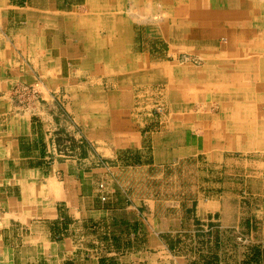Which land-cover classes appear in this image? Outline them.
Listing matches in <instances>:
<instances>
[{
	"label": "crops",
	"instance_id": "0c3cea01",
	"mask_svg": "<svg viewBox=\"0 0 264 264\" xmlns=\"http://www.w3.org/2000/svg\"><path fill=\"white\" fill-rule=\"evenodd\" d=\"M261 2L0 0V264H177L171 245L161 236L181 228L187 218L203 220L208 209L198 198L194 210L184 209L176 218L171 210L158 212L161 202H169L159 192L147 187L132 192L134 170L145 171L132 183L142 186L154 183L148 173L163 167L155 156L163 144L145 140L132 124L126 125L132 118L134 91L163 80L169 91L184 84V97L193 88L202 96L204 90H218L217 82H222L246 95L242 104L255 106L263 116ZM244 30L252 36L235 39L236 32ZM227 46L232 53L221 56ZM185 51L205 60L203 76L190 82L176 75L173 62ZM101 61L104 67L97 72ZM113 64L120 67L118 72L112 71ZM220 64L230 69L216 70ZM220 72H233L231 81L221 80ZM36 81L45 100L52 92L61 95L87 139L113 159L116 168L84 169L57 156L49 114L42 110L32 116L9 108L6 90ZM239 113L233 116L237 134L232 136L247 139L261 124L257 114L248 119L253 124H246L242 117L248 113ZM117 120L125 124L113 125ZM164 123L174 136L167 146L171 152H183V158L210 152L207 139L212 133L205 131L204 121L170 112ZM223 147L213 145L211 154L232 150ZM131 153L144 160H132ZM180 201L171 205L180 208ZM262 208L255 216L264 228ZM232 218V227L239 228V207Z\"/></svg>",
	"mask_w": 264,
	"mask_h": 264
},
{
	"label": "rangeland",
	"instance_id": "374dc122",
	"mask_svg": "<svg viewBox=\"0 0 264 264\" xmlns=\"http://www.w3.org/2000/svg\"><path fill=\"white\" fill-rule=\"evenodd\" d=\"M261 3L264 10V0ZM261 30L256 29V32L260 33ZM247 36H252V33L244 30L242 33L236 32L235 39ZM221 50L223 51L220 52L221 56H224L225 52L232 53V47L227 46ZM173 62L176 71H179L176 75L186 76L188 82L201 78L205 72V67H202L205 60L199 54L181 52ZM114 63L120 64V62ZM102 64V61L96 63L97 72L103 69ZM115 64L112 65V71L118 72L120 67ZM213 66L215 67V63ZM226 69H230L229 66L220 64L216 70ZM230 73L233 72H220V79L231 81ZM236 73L238 72H235V75ZM162 74L166 75V72ZM161 82L149 85L142 92V89L135 90V99L129 109L132 118L126 122V125L132 124L137 134L140 132L145 136V140L163 144L162 149H159L155 155L156 161L163 164V167L154 170L153 174L148 173L153 175L154 183L133 185L135 178L145 173L134 170L133 173L131 172L132 180H130L133 184L129 185H132L130 188L136 191L132 192L138 193L144 187L159 192L169 202L165 200L161 202L158 212L167 213V210H171L170 213L176 218L180 216L175 215H181L184 209L194 210L197 199H202L205 209H208L203 220H197L196 217H192L191 220L187 218L181 228H171L173 232L161 236L162 242L171 245L169 247L171 252L175 253L173 256L177 259V264H264V228L262 220H256L255 216V211H260L264 206V136L260 133L263 130L261 128L264 114L262 116L259 112H255V106L252 108V105L242 104L248 100L247 96L236 93L237 89L229 88L222 82H217L220 86L216 91L204 90V94L199 96L198 91L193 88L187 91L185 97L182 92L184 84H181L182 87L173 86V90L169 91L167 82L163 80ZM43 92L44 89L36 81L16 83L5 93L8 96L9 108L15 113L36 116L44 110L49 114L54 123L50 129L51 145L57 156L74 160L84 169L116 168L115 161L103 155L99 150L100 147L87 139L85 130L75 121L61 95L52 92L50 100H45ZM206 93L208 95H205ZM243 109L248 113V116L242 117L245 118L244 123L253 124L252 120L248 121V119L257 114L256 120L261 126L251 132L247 139L239 140L232 136V133L237 134L232 129L236 128L233 116L241 115L239 110ZM262 109L264 111V107ZM113 111L116 114L117 110H114V107ZM170 112H180L181 115L186 112V115L193 120L204 121L205 127L207 126L205 131L212 133L207 139L210 152L199 155L192 153L187 158H183L182 156L185 155L183 152L175 153L168 150L167 146L174 136L165 126L164 120ZM116 116L123 117V115ZM258 123L257 125H260ZM114 124L123 125L125 122L117 120L116 123L113 122ZM217 131L219 136L216 134ZM151 133H155L153 134L155 137L152 138ZM175 138L179 137L175 135ZM238 140L247 143L238 144ZM215 144H221L223 148H232V150L225 152L218 150V154H211L216 150H211ZM202 147L201 141L199 150H202ZM129 156L134 161L143 159L142 154V159L137 154L131 153ZM140 177L136 179L137 182ZM104 187L103 183L99 184V189ZM179 200H181L180 208L171 205L178 204ZM237 207L241 222L239 228H233L232 217ZM221 222L223 226L218 227ZM173 236H176L174 248L171 244ZM255 250L260 253H258L259 259H254Z\"/></svg>",
	"mask_w": 264,
	"mask_h": 264
},
{
	"label": "trees",
	"instance_id": "16d2710c",
	"mask_svg": "<svg viewBox=\"0 0 264 264\" xmlns=\"http://www.w3.org/2000/svg\"><path fill=\"white\" fill-rule=\"evenodd\" d=\"M258 253H259V252H258L257 250H255V253H254V255H255V256H254V259H259ZM259 254H260V253H259Z\"/></svg>",
	"mask_w": 264,
	"mask_h": 264
},
{
	"label": "bare ground",
	"instance_id": "6f19581e",
	"mask_svg": "<svg viewBox=\"0 0 264 264\" xmlns=\"http://www.w3.org/2000/svg\"><path fill=\"white\" fill-rule=\"evenodd\" d=\"M156 4V3H155ZM236 76V75H235ZM254 82V81H253ZM221 88V87H220ZM222 89V88H221Z\"/></svg>",
	"mask_w": 264,
	"mask_h": 264
},
{
	"label": "built area",
	"instance_id": "2783aa9c",
	"mask_svg": "<svg viewBox=\"0 0 264 264\" xmlns=\"http://www.w3.org/2000/svg\"><path fill=\"white\" fill-rule=\"evenodd\" d=\"M102 199H104V198L102 197Z\"/></svg>",
	"mask_w": 264,
	"mask_h": 264
}]
</instances>
